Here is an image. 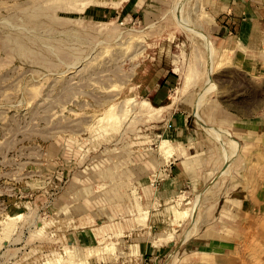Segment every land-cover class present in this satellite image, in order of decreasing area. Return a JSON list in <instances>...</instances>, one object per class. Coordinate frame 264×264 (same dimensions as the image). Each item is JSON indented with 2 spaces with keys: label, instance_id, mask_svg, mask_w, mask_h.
<instances>
[{
  "label": "rangeland",
  "instance_id": "obj_1",
  "mask_svg": "<svg viewBox=\"0 0 264 264\" xmlns=\"http://www.w3.org/2000/svg\"><path fill=\"white\" fill-rule=\"evenodd\" d=\"M207 22L203 0H0V264H144L196 231L229 175L162 202L142 186L185 155L210 183L237 145L203 113L264 99L209 62Z\"/></svg>",
  "mask_w": 264,
  "mask_h": 264
},
{
  "label": "crops",
  "instance_id": "obj_2",
  "mask_svg": "<svg viewBox=\"0 0 264 264\" xmlns=\"http://www.w3.org/2000/svg\"><path fill=\"white\" fill-rule=\"evenodd\" d=\"M203 3L217 63L234 67L237 74L259 83L261 89L264 0H203ZM174 75L170 70L163 78L167 81ZM211 107L203 113L207 122L228 130L237 145L229 159L223 156V164L229 162L225 170H217L212 183L198 189L192 180L193 172L184 166L188 155L179 156L178 162L174 156L168 171L162 173L163 178L156 182L149 179L142 190L149 202H162L179 191L190 193L197 188L203 193L210 187L213 189L217 179L227 174L230 178L226 193L203 210L201 225L186 234L178 245L172 240L150 242L144 264H264V99L251 108L245 98L243 108L215 102ZM233 174L236 177L231 181ZM200 204L199 200L197 206Z\"/></svg>",
  "mask_w": 264,
  "mask_h": 264
},
{
  "label": "bare ground",
  "instance_id": "obj_3",
  "mask_svg": "<svg viewBox=\"0 0 264 264\" xmlns=\"http://www.w3.org/2000/svg\"><path fill=\"white\" fill-rule=\"evenodd\" d=\"M196 30V29H195ZM198 32H200V34H202L204 37H205V40H206V42H207V45H208V49H209V53H210V58H208L209 59V62L212 60V53H213V45H212V42L210 41V39L206 36V34H204L202 31H201V29H198L197 30ZM195 63V62H194ZM196 63L198 64L199 63V61H198V59L196 60ZM211 63H212V61H211ZM210 63V64H211ZM212 65H210V67H211ZM195 67H197V66H195ZM195 67L194 66H191V67H189V69L187 70V72H185V74L183 75V85H182V87H183V90H186L187 88H188V86H189V84H191V83H193L192 81H194L193 80V78L192 77H195L194 79L196 80V77H197V75H199V71L198 70H196L195 69ZM198 69V68H197ZM210 71H211V69H210ZM191 82V83H190ZM210 84V83H209ZM143 107V106H142ZM155 110V109H154ZM153 111V110H152ZM222 140V139H221ZM223 141H225L224 139H223ZM232 141V140H231ZM228 143V142H227ZM232 148H233V146H232ZM232 150V149H231ZM234 152V151H233ZM231 154H232V152H231ZM230 154V155H231ZM229 155V154H228ZM227 157V156H226ZM230 158V156L227 158V159H229ZM231 160V159H230Z\"/></svg>",
  "mask_w": 264,
  "mask_h": 264
},
{
  "label": "water",
  "instance_id": "obj_4",
  "mask_svg": "<svg viewBox=\"0 0 264 264\" xmlns=\"http://www.w3.org/2000/svg\"><path fill=\"white\" fill-rule=\"evenodd\" d=\"M228 163H229L228 160H226L225 163H224V166H223L222 172H223V170H225V168L228 166Z\"/></svg>",
  "mask_w": 264,
  "mask_h": 264
}]
</instances>
